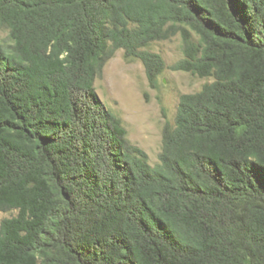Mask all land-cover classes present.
Listing matches in <instances>:
<instances>
[{
    "label": "trees",
    "instance_id": "1",
    "mask_svg": "<svg viewBox=\"0 0 264 264\" xmlns=\"http://www.w3.org/2000/svg\"><path fill=\"white\" fill-rule=\"evenodd\" d=\"M0 264H264V0H0ZM180 96L159 164L95 81L118 49Z\"/></svg>",
    "mask_w": 264,
    "mask_h": 264
},
{
    "label": "rangeland",
    "instance_id": "2",
    "mask_svg": "<svg viewBox=\"0 0 264 264\" xmlns=\"http://www.w3.org/2000/svg\"><path fill=\"white\" fill-rule=\"evenodd\" d=\"M8 41V30L0 26V43ZM146 49L162 55L167 65L157 88L149 85L143 62L125 57L123 49H118L108 61L95 86L106 106L121 119L128 139L144 149L151 165L156 166L160 162L163 127L167 121L174 124L180 96L200 91L214 78H200L170 68L184 58L180 35L153 42ZM16 213L0 212V223Z\"/></svg>",
    "mask_w": 264,
    "mask_h": 264
}]
</instances>
